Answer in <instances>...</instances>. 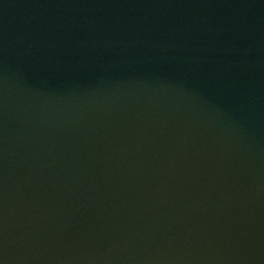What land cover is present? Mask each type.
I'll return each mask as SVG.
<instances>
[{"label": "water", "instance_id": "1", "mask_svg": "<svg viewBox=\"0 0 264 264\" xmlns=\"http://www.w3.org/2000/svg\"><path fill=\"white\" fill-rule=\"evenodd\" d=\"M0 264H264V0H0Z\"/></svg>", "mask_w": 264, "mask_h": 264}]
</instances>
